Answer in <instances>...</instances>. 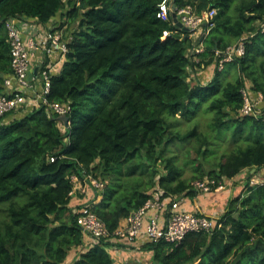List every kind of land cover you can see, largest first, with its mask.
Instances as JSON below:
<instances>
[{"label": "trees", "instance_id": "1", "mask_svg": "<svg viewBox=\"0 0 264 264\" xmlns=\"http://www.w3.org/2000/svg\"><path fill=\"white\" fill-rule=\"evenodd\" d=\"M161 2L0 0V92L13 74L8 19L75 24H67L73 39L47 94L49 101L70 103L66 130L45 105L0 117V264H116L110 247L135 246L112 238L114 232L157 187L191 195L193 179L208 175L224 182L247 168L264 169V116L240 114L248 80L264 95V33L250 36L245 56L230 63L239 69L236 79L216 67L218 50L258 30L264 0H174L177 8L192 5L198 14L216 9L214 25L199 39L201 53L191 51L188 29L158 16ZM213 63V78L193 83L191 70ZM205 102L214 112L212 127L231 130L232 149L209 170L203 162L194 166L186 178L178 156L167 152L195 138L211 163L208 156L216 150L203 148L210 142L198 124L191 126ZM84 169L108 180L98 202L94 188L73 194L71 177H83ZM253 176L229 198L213 229L191 232L180 243L142 245L138 250L152 254L145 264H264V184H252ZM78 194L85 200L72 206ZM86 204L94 205L111 235L89 249L82 246L75 213Z\"/></svg>", "mask_w": 264, "mask_h": 264}, {"label": "built area", "instance_id": "2", "mask_svg": "<svg viewBox=\"0 0 264 264\" xmlns=\"http://www.w3.org/2000/svg\"><path fill=\"white\" fill-rule=\"evenodd\" d=\"M173 3L174 0H162L158 16L164 20L171 19ZM176 12L183 26L189 30L190 37L194 39L191 51L201 53L204 51V44L199 39L204 38L214 25L212 19L216 9L198 14L192 5H184L176 7ZM56 22V19H52L44 24L25 16L11 17L6 21L13 74L4 78V91L0 92V117L10 111L40 105H45L47 110L57 117L63 114L70 116V103L47 99L51 77L62 68L69 52V43L73 39L72 34L66 30L67 26H63L61 21L58 24ZM257 32L264 33V19L259 21L258 30L244 35L225 50H218L217 55L220 57L216 61V67L223 70L227 63L244 57L249 37ZM168 33L165 31L164 35ZM252 86L248 80L242 88L244 104L240 114L264 116V95L255 91ZM59 124L66 130L70 121L65 124L61 120ZM54 159L51 157V160ZM71 179L75 186L73 194L79 189L82 194L87 195L89 188H94L100 192L97 201H100L102 191L108 185V180H100L87 169H84L83 177L73 174ZM251 183L264 184V175L253 176ZM192 188L197 193L207 195L224 189L225 183L205 176L192 182ZM183 201L184 195L167 193L165 189L157 187L141 207L131 211L121 220L112 238H121L124 243L140 249L148 242L164 240L180 243L191 232L209 231L217 225L216 216L200 210H187L182 205ZM93 206L86 204L75 209L77 221L83 229L85 249L91 248L102 238H111L105 222L98 217Z\"/></svg>", "mask_w": 264, "mask_h": 264}, {"label": "rangeland", "instance_id": "3", "mask_svg": "<svg viewBox=\"0 0 264 264\" xmlns=\"http://www.w3.org/2000/svg\"><path fill=\"white\" fill-rule=\"evenodd\" d=\"M57 24L59 23L56 22ZM67 24L70 27H75V24L72 23H65L63 26H67ZM231 63V62H230ZM230 63H227L225 65V68L222 70L224 71V74H228L230 78L236 79L239 76V69L234 64L230 65ZM228 72V73H227ZM251 82V81H250ZM252 83V82H251ZM208 103L205 102L200 108L197 113V116L193 119L191 126H194L195 124L199 125L200 130L204 133V135L207 137V140L210 142V144L204 143L203 148H213L216 150L215 153H210L208 156V159L211 163L206 162V159L202 154L199 152V145L200 141L193 138L191 141L180 143L178 145H173L171 147L172 151L167 152V155H177L178 156V163L181 165V168L184 169V177L191 178L193 177L195 173L194 166L200 164L201 162L204 163V167L206 170H209L212 163H214L217 160L222 159L223 154L225 152H228L232 149V146L229 145L230 143V137H231V130H227L226 128L217 131L212 127L214 112L207 109ZM188 123L185 122L183 124V128L186 129L188 127ZM222 135V137H219ZM226 137L225 139H223ZM229 138V139H228ZM186 161H191V163L186 164ZM157 166H159L161 171H165L164 164L161 160L158 161ZM153 167H150L152 169ZM261 170L257 171L256 169L247 168L241 173H239L236 177L233 179H227L224 181L225 188L228 189V187H231L233 190H235L237 187L244 186L245 181L248 179V177L251 174H260ZM138 176V175H136ZM206 176V175H205ZM208 176V175H207ZM144 180L149 179V174H144L143 176ZM199 179V178H197ZM197 179H193L192 182H194ZM224 189H221L219 191H215V193L220 196L222 194L221 200L223 204V191ZM214 193V192H213ZM222 206V205H221ZM223 210H218L217 214H222Z\"/></svg>", "mask_w": 264, "mask_h": 264}, {"label": "crops", "instance_id": "4", "mask_svg": "<svg viewBox=\"0 0 264 264\" xmlns=\"http://www.w3.org/2000/svg\"><path fill=\"white\" fill-rule=\"evenodd\" d=\"M214 73L215 64L213 63L207 68L202 67L197 71L191 70V78L193 83L201 82L205 84L213 78ZM259 175H264V169H261L260 174H255L254 176ZM243 187L244 186L237 187L235 190H233L231 187L224 189L223 204H221L222 200L220 197L222 194L218 196V194L214 192L206 195L194 191V193L191 195H184V201L182 205L187 210H200L201 212H205L208 215L218 216V210H223L224 212L229 198L232 195H237ZM84 200L85 198L81 194L75 195V197L71 200V205L74 206L80 204ZM82 246L83 248L85 247L84 244ZM109 250L115 258L116 264H145L148 263V260H150V257H152L151 252H145L144 250H138L132 247L113 246L110 247Z\"/></svg>", "mask_w": 264, "mask_h": 264}, {"label": "water", "instance_id": "5", "mask_svg": "<svg viewBox=\"0 0 264 264\" xmlns=\"http://www.w3.org/2000/svg\"><path fill=\"white\" fill-rule=\"evenodd\" d=\"M173 18L175 20V22L180 26V27H184L183 23L179 20L178 16H177V12H176V5L175 3H173ZM187 29V28H186ZM37 71V68L35 69V72ZM59 120H62L65 124H68L70 121V116L68 114H63L61 116L58 117Z\"/></svg>", "mask_w": 264, "mask_h": 264}]
</instances>
